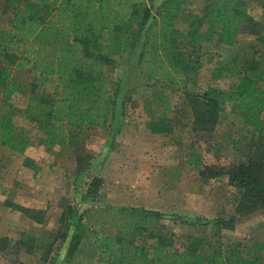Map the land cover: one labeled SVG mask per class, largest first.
<instances>
[{
  "label": "trees",
  "instance_id": "obj_1",
  "mask_svg": "<svg viewBox=\"0 0 264 264\" xmlns=\"http://www.w3.org/2000/svg\"><path fill=\"white\" fill-rule=\"evenodd\" d=\"M186 2L163 0L152 13L148 0H0V16L7 18L0 27V147L23 155L30 146V138L13 122L21 113L35 123L47 151L56 146L76 151L82 134L107 131L119 91V81L110 75L114 61L108 55L115 47L123 53L138 44L137 66L153 85L186 89L187 79L200 68L177 46L176 23ZM260 3L257 21L247 13L244 0H209L202 16L186 19V38L197 40L205 29L218 43L230 46L243 25L264 44V0ZM259 66L254 60L246 62L244 76L230 90L208 87L202 94L185 96L195 134L215 130L224 104L236 105L243 124L251 128L245 159L227 172L229 185L237 191L240 216L264 209V86L259 83L263 77ZM22 73L32 80L33 102L24 111L11 103L13 95L27 88L19 82ZM52 83L55 92L49 94L45 87ZM164 95L147 103L146 126L151 134L173 131L168 121L174 110ZM156 103L161 113L153 116ZM188 163L203 165L194 155H189ZM202 167L201 176L221 175ZM98 182L91 180L88 195L95 194ZM16 208L41 222V211ZM66 215L61 218L66 223L61 241H67L70 229L73 233L63 264H264V240L247 248H210L204 238H191L177 247L163 226L151 225L149 219H163L158 212L94 207L79 215L70 209ZM6 243L0 239V247Z\"/></svg>",
  "mask_w": 264,
  "mask_h": 264
},
{
  "label": "rangeland",
  "instance_id": "obj_2",
  "mask_svg": "<svg viewBox=\"0 0 264 264\" xmlns=\"http://www.w3.org/2000/svg\"><path fill=\"white\" fill-rule=\"evenodd\" d=\"M162 1L148 0L152 13ZM244 1L247 13L259 21L260 0ZM208 4L209 0H187L182 19L176 23L178 48L192 64H200L197 74L187 79L186 89L153 85L137 66L138 44L123 53L115 47L108 55L114 61L110 75L119 81V91L107 131L82 134L74 145L76 151H62L59 146L47 151L40 144L43 136L35 123L23 113L14 117L15 127L31 144L23 155L0 147V239H7L6 246L0 247V264H63L73 230L62 242L66 223L61 218L70 209L77 215L94 207L158 212L163 219L151 218V225L163 226L177 247L191 238H204L210 248H247L264 240V209L240 216L237 191L227 177L231 167L245 159L251 128L243 124L236 105L224 104L215 130L195 134L185 98L190 93L202 94L208 87L232 89L250 60L260 64L263 77L259 83L264 86V44L243 25L230 46L218 43L205 29L197 40L186 38V19L202 16ZM6 23L7 18L0 16V27ZM19 82L27 88L13 95L11 103L24 111L33 102L30 74L22 73ZM45 92L54 94V84L47 85ZM161 93L174 110L168 121L173 131L167 135L151 134L146 126L150 119L147 103ZM154 105L152 115L160 114L158 103ZM261 117L264 120V114ZM117 119L128 123L125 134L135 132L140 138H113L120 130ZM189 155L198 156L202 166L221 175L201 176L203 167L189 164ZM94 178L99 185L90 196L87 189ZM17 206L41 211V222L28 218Z\"/></svg>",
  "mask_w": 264,
  "mask_h": 264
},
{
  "label": "crops",
  "instance_id": "obj_3",
  "mask_svg": "<svg viewBox=\"0 0 264 264\" xmlns=\"http://www.w3.org/2000/svg\"><path fill=\"white\" fill-rule=\"evenodd\" d=\"M124 120L117 119V121L120 122V130L113 134V138H140L136 135L135 132H131L130 135L125 134L124 129H126V127L128 126V123L127 122L125 123Z\"/></svg>",
  "mask_w": 264,
  "mask_h": 264
}]
</instances>
